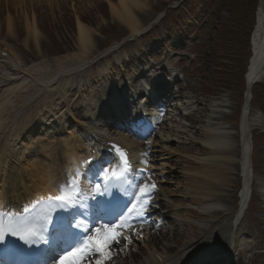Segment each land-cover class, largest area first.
I'll list each match as a JSON object with an SVG mask.
<instances>
[{
	"label": "bare ground",
	"instance_id": "obj_1",
	"mask_svg": "<svg viewBox=\"0 0 264 264\" xmlns=\"http://www.w3.org/2000/svg\"><path fill=\"white\" fill-rule=\"evenodd\" d=\"M83 3L85 2H81V5ZM143 6L147 7L148 4L135 0H118V4L112 11L113 17L133 31L145 29L146 27H141L137 23L135 17L138 15V10L144 8ZM8 24L10 27L11 21ZM26 27L29 39L36 42V48L43 55L42 37L38 27L32 26L29 22ZM78 28L81 52L76 55L77 57L58 59L56 64L60 71L55 75H51L45 69L50 67L46 58L42 64L26 65L20 61L13 50L8 48L10 57L6 60L0 59V204L4 207H15L17 213L22 212L27 200L40 191L53 190L50 187L54 180L58 179L59 172L64 169L71 170L78 157L84 156V152L88 150L87 142L103 137L110 139V136L115 134L113 131L115 128L112 130L107 125H103L101 118L109 112H106L105 107L101 105L97 106V112L86 108L84 113L81 111L77 113L80 127L72 126L75 139L61 138L64 130L57 124L58 111L64 112L81 99L74 95L76 89L73 82L76 80L77 69L83 68L94 59L96 62L99 60L102 62L108 55V52L97 49L98 44L90 28L81 22ZM13 30L9 28V35H14ZM252 44L253 58L246 75L249 91L255 84L264 81V0H261L259 6ZM98 51L100 52L97 53ZM141 72L129 73L131 81L124 86L125 103L127 99L133 100L129 88L137 89L136 82L144 74ZM106 77L107 71L102 69L101 80L109 79ZM191 89L194 91L193 94L180 93L179 101L166 102L167 114L162 117L160 131L155 134L156 140L148 138L146 141H138L123 131L118 135L122 142L133 148L140 164H145L144 161H147V164L157 161L162 168H168L167 163L170 160L175 161L176 158L173 157L177 156L180 150L195 145L197 135L202 132V129L207 130L210 136L202 141L201 146L207 147L210 152L204 156L198 154L191 158L202 167L186 170L180 176L181 181L178 177L177 182L181 183L180 187L172 184L161 189L164 194L162 225L156 227V223H151L149 227L135 230L134 235L125 232V236L132 238L131 247L122 252L113 251L110 248L111 260L114 259L111 264H196L199 258L206 256L210 258L215 253L226 252L223 247L218 249L214 245L212 247V243L238 233L237 228L243 221L249 205L253 183L251 166L253 149L248 137V132L252 130L251 124L255 123V121L251 123L249 119L251 99L248 98L244 106L242 126L236 129L226 122L229 118L226 110L231 108L230 100L226 104L213 105L208 109L198 101L197 87ZM90 93L97 94V98L103 104H107L103 98L105 95L100 94L98 89ZM27 95L32 96L30 104L24 103V99L21 100ZM124 107L122 104L120 109ZM207 112L209 116L205 122H202L205 125L202 129L196 126L197 122L193 120V117L192 124L185 120L193 114L199 115V118L205 117ZM108 118L106 116L104 121ZM198 121L201 123L200 120ZM237 134L240 136L238 143L243 144L241 155L236 153ZM237 161L241 162L238 169L244 181V187L241 192L240 206L229 217L230 209L223 202L226 201L229 193L237 189L234 180V172L237 169L234 164ZM145 169L149 173L154 171L152 166ZM161 176L158 175L159 182L164 186L166 181ZM193 206L202 207L209 213L206 215L209 220L197 226L199 235L191 231L196 227L194 228L191 224L186 225L181 219L180 208H182L181 212L185 208V212L191 217H202L190 210ZM168 220H172V223H167ZM192 223L195 222L192 220ZM184 226L190 228L189 233L181 232L180 229ZM259 236H256L258 240L256 246L263 249L264 244L259 241ZM233 249L234 247L231 249L232 257L242 254L239 264H246L247 254H252L249 259L251 264L259 259L264 261V255L256 253L252 243L246 242L245 245L244 243L241 245V248L236 247L234 251ZM105 264L109 263L106 261Z\"/></svg>",
	"mask_w": 264,
	"mask_h": 264
},
{
	"label": "rangeland",
	"instance_id": "obj_2",
	"mask_svg": "<svg viewBox=\"0 0 264 264\" xmlns=\"http://www.w3.org/2000/svg\"><path fill=\"white\" fill-rule=\"evenodd\" d=\"M135 1L149 4L147 7L143 6V9H139L138 15L135 16L137 23L142 27L148 25L152 18L165 6L179 0ZM255 1L247 0L241 4L232 1L233 7L229 11L224 5V0H198L200 4L197 6L190 5L173 10L167 17L166 23L153 28L144 40L142 39L140 42L133 44L126 43L127 50L123 52L134 56L138 63L142 58L139 57L140 48L145 43L149 44L152 43L151 41L158 39V48L156 52H149L148 61H154L157 64L164 62L165 56L161 47L168 46L171 52L169 58L167 57L169 64L172 66L177 65L188 76L183 82L184 86L190 84L191 87H197L199 89L198 99L208 109L213 105L225 104L227 99L231 100V103L238 106L236 110L234 108L228 110V112L230 111L229 117L232 118H228L226 121L227 123L234 120L239 122L245 101L243 95L245 85L242 75L247 70L249 54L245 47L248 41L247 34L234 35L235 31H238L235 19L239 10H243L242 15L246 19L245 14L249 6L251 9L252 3ZM81 2L85 3L81 5ZM116 4H118V0H0V29L2 28L1 31H3V33L0 32V39L12 44V46L14 45L20 53L22 51L19 49V44L26 41L25 35L28 29L26 25H28V22L31 25L35 24L45 32L42 50L50 55L49 58L53 60V56L60 55V53L64 54V57L78 51V25L79 22H82L95 34L98 47H110L118 43V40L122 37L127 38L132 35L126 24L120 23L113 17L112 11ZM184 17L187 20L197 22V25L181 24L184 22ZM9 21H11V29H14V35L12 36L8 33ZM14 36L15 38H12ZM180 39L183 44L178 43ZM238 40L239 42H236ZM27 43L29 42L27 41ZM237 43L242 44V48H239ZM175 44L176 47H174ZM162 54L163 56H160ZM120 56L124 55L121 54ZM117 59L118 57H114L112 54L109 62L110 64L113 63L116 70H118L119 64V59ZM135 59L129 61L128 68L136 69L139 67L140 64L136 66L133 63ZM97 71L98 69H95V71L90 72V75ZM94 82L91 81L92 84ZM253 95L251 119L257 121L253 127V137L255 140H259L258 143L255 141L254 168L255 171L262 169L264 174V162L259 160V157L262 158L264 155V82L253 88ZM208 116L209 112L205 114V117L199 118L198 115L197 120L205 122ZM199 124L201 125L198 122L196 126L199 127ZM206 136L207 132L203 131L201 135L197 136L198 141L195 147L191 148L190 146L179 152L183 158L182 163L178 166L174 163L170 164L171 171L168 170L167 174L170 181H172L171 175L173 173H181L183 170L200 166L186 157L208 152L205 147L201 146V140ZM172 169L175 171H172ZM261 181H264V176L256 177L255 184ZM258 200V197H256L253 203L255 205L259 204ZM238 202L239 198L236 193L232 199H226L224 204L231 206V211H234L238 206ZM263 216L264 213L261 211L253 212L250 210L240 227V232L244 236L246 234L250 235V241L252 242H255V236L258 233L260 241L264 240V224L260 222ZM230 239V236L225 238L223 243L229 244ZM260 252L264 253V251ZM256 264H264V261L260 259Z\"/></svg>",
	"mask_w": 264,
	"mask_h": 264
},
{
	"label": "snow or ice",
	"instance_id": "obj_3",
	"mask_svg": "<svg viewBox=\"0 0 264 264\" xmlns=\"http://www.w3.org/2000/svg\"><path fill=\"white\" fill-rule=\"evenodd\" d=\"M141 86H144L142 82ZM111 150L115 156L113 161L97 162L91 168L78 171L74 176L69 175L66 181L59 182L58 194L48 195L43 202L47 211H37L42 203L37 200L24 205L22 213L0 212V245L7 244L9 237L28 246L47 245L53 236L57 242L74 239L75 242L61 252L52 264H105L111 259L110 248L113 245L121 247L122 240L125 246L131 244L132 238L125 236L121 229L128 227L135 234V229L126 221L133 218L144 220L156 184H149L144 179H151L147 169H133L126 150L118 145H113ZM144 163L147 164V161ZM82 179L90 185L87 191L94 193L90 197H86V190L81 187ZM97 195L101 199H97ZM129 195L131 199L126 200ZM108 196L111 199H107ZM138 204L141 206L138 207ZM61 212L64 215L59 216L57 221ZM81 217L87 223L81 221ZM107 217L112 219L98 226ZM7 252L24 253L14 248Z\"/></svg>",
	"mask_w": 264,
	"mask_h": 264
},
{
	"label": "trees",
	"instance_id": "obj_4",
	"mask_svg": "<svg viewBox=\"0 0 264 264\" xmlns=\"http://www.w3.org/2000/svg\"><path fill=\"white\" fill-rule=\"evenodd\" d=\"M241 17V16H240Z\"/></svg>",
	"mask_w": 264,
	"mask_h": 264
}]
</instances>
